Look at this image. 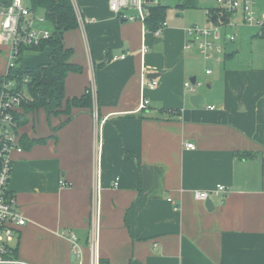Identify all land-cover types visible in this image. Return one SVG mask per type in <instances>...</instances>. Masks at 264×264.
I'll return each instance as SVG.
<instances>
[{"label":"crops","instance_id":"obj_1","mask_svg":"<svg viewBox=\"0 0 264 264\" xmlns=\"http://www.w3.org/2000/svg\"><path fill=\"white\" fill-rule=\"evenodd\" d=\"M97 1L79 5L90 22L69 31L66 40L77 41L63 34L69 62L81 67L65 79V100L90 91L94 108L49 118L43 109L15 112L23 151L13 155L9 190L26 219L15 256L27 264H74L67 238L75 234L82 264H89L94 240L107 264H264V56L240 64L231 43L213 53L208 60L217 70L205 68L206 103L201 94L195 108L183 84H203L196 69L203 58L184 48L185 28L166 27L150 41L141 22ZM241 28L264 37V30L240 26L236 38ZM6 52L0 44V78ZM49 52L24 51L22 66L47 64ZM143 78L155 80V89H143ZM142 98L148 105L138 111ZM216 185L228 193L210 195L211 211L193 200V191Z\"/></svg>","mask_w":264,"mask_h":264},{"label":"built area","instance_id":"obj_2","mask_svg":"<svg viewBox=\"0 0 264 264\" xmlns=\"http://www.w3.org/2000/svg\"><path fill=\"white\" fill-rule=\"evenodd\" d=\"M77 16L78 27L84 30L88 21L79 10L78 2L71 0ZM217 6L213 9H206L204 15L210 21L216 15V24L210 21V26L192 25L184 29L185 49L188 50L194 45L204 60L212 58L214 55H222L227 43L235 41L237 34L234 31L237 27H248L264 30V6L259 5V0H215ZM108 10L117 17L126 21H139L144 26V21L149 17V9L158 4V0H106ZM212 11H219L224 14L226 21H222L219 16ZM91 22H94L92 20ZM48 24L43 14H38L31 7L26 6L24 0H9L5 5H0V44L6 48L5 76L0 78V264H27L19 261L15 256L17 229L26 224V219L18 209L17 202L9 190L10 175L13 169L15 153L23 151L19 144V125L15 118L16 110L25 102V96L18 86V80L12 77V71L22 67L17 64L21 59V50L39 47L43 42L49 40L51 31L45 25ZM166 23L163 22L158 29L150 33L153 37H160ZM145 29V27H144ZM231 30L223 33V30ZM225 41V45L221 43ZM146 53V47L142 45L141 54ZM124 55L114 56L112 60L123 59ZM211 71L205 70L209 75ZM11 75V76H10ZM27 79L22 77L20 82L25 85ZM201 82L186 81L183 86L186 91L196 95L202 87ZM157 86L155 80L146 81L143 78L142 88L152 91ZM92 97L95 99L94 93ZM148 105V100L142 98L138 111ZM94 108V105H93ZM213 110V107H208ZM106 118L98 124L100 131ZM185 149L194 150L192 143H186ZM100 148V141H97ZM61 186L65 184L61 181ZM118 186V179L113 182V187ZM228 193V189L222 185H216L212 191H193L192 198L197 202H205L210 199V195L223 196ZM173 202L172 199H168ZM177 210L176 207H174ZM71 244L74 264H82L80 245L75 234H69L67 238ZM89 264H107L101 260L98 254L97 241H93L90 251Z\"/></svg>","mask_w":264,"mask_h":264},{"label":"trees","instance_id":"obj_3","mask_svg":"<svg viewBox=\"0 0 264 264\" xmlns=\"http://www.w3.org/2000/svg\"><path fill=\"white\" fill-rule=\"evenodd\" d=\"M190 1V0H188ZM32 9L42 11L51 31L49 40L43 42L37 48L28 51H42L48 49V63L33 68L19 67L12 71L11 75L18 80V86L22 89L20 79L27 78L25 83V102L22 107L27 111L43 109L49 118L59 113H70V108L91 109L94 99L90 91L80 97L65 100L64 82L69 73L81 72V67L69 62L73 51L63 45V34L78 28L77 16L71 0H30ZM186 3V2H184ZM182 3V8L185 4ZM165 9L163 5L156 4L149 9V17L144 21L147 32H153L165 22ZM216 13L222 21H226L224 14ZM216 24V21L213 22ZM26 51L21 50V54ZM10 75V76H11ZM65 102L64 110L62 109ZM178 113L177 110L173 111ZM32 144V143H31Z\"/></svg>","mask_w":264,"mask_h":264},{"label":"rangeland","instance_id":"obj_4","mask_svg":"<svg viewBox=\"0 0 264 264\" xmlns=\"http://www.w3.org/2000/svg\"><path fill=\"white\" fill-rule=\"evenodd\" d=\"M26 6L31 7L32 4L30 0H24ZM90 0H76L78 2V6H82L84 3H89ZM186 2V3H184ZM180 3H184L185 7L183 8H177L176 6ZM98 1L94 0V5L97 6ZM158 4L163 5L166 7L165 9V15H164V21L166 23V27H170L172 25L179 26V29L190 27L194 24L198 25H208L207 19L204 15V11L206 9H213L217 6L215 3V0H158ZM35 11L38 14H43L42 11L39 9H35ZM182 14V17L176 16V14ZM45 27L49 28V25L46 24ZM80 33V28L78 27L76 29ZM71 32L68 31V33L64 34V41H77L76 35L72 36L71 39L66 40V36H68ZM150 35V41H152L154 38ZM153 38V39H152ZM161 38V37H158ZM195 47L194 45H192ZM231 47H238L237 57L236 61H238L240 64L247 63L248 61L251 62L253 55H258V57L261 59L262 56H264V37L263 39H260L258 36H256V32L251 29L241 28V30L238 31V37L236 38L235 42L231 43ZM196 48V47H195ZM25 54L23 55V57ZM23 57L17 61V64H23ZM35 66L33 63H28V66ZM25 66V65H24ZM31 66V67H32ZM217 65L215 64L214 60H206L204 59L200 60L196 64V69L198 72V78L202 80L203 85L198 90L197 93L203 94L204 100L201 103H206V80L208 78H205L204 71L205 68H209L212 70V72L217 70ZM207 76V75H206ZM27 79V78H26ZM21 92L26 96V90L25 85L22 86Z\"/></svg>","mask_w":264,"mask_h":264},{"label":"water","instance_id":"obj_5","mask_svg":"<svg viewBox=\"0 0 264 264\" xmlns=\"http://www.w3.org/2000/svg\"><path fill=\"white\" fill-rule=\"evenodd\" d=\"M177 8H181L182 5L179 4L176 6ZM176 16H179V17H182V14L178 13L176 14ZM216 20V15H213L210 19L211 23L214 22ZM194 80H190L191 83H194L193 82ZM202 101V95L201 94H196V95H193L190 97V103L193 107L195 108H198L199 107V104L201 103ZM204 205H205V208L209 211H211L213 209V205L211 203V201L208 199L207 201L204 202Z\"/></svg>","mask_w":264,"mask_h":264}]
</instances>
